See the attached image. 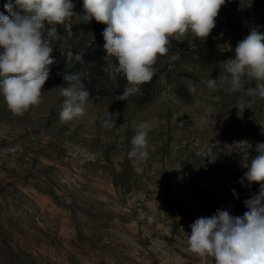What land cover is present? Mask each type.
<instances>
[{"label":"rangeland","instance_id":"374dc122","mask_svg":"<svg viewBox=\"0 0 264 264\" xmlns=\"http://www.w3.org/2000/svg\"><path fill=\"white\" fill-rule=\"evenodd\" d=\"M5 3L0 13L7 15ZM73 3L77 15L57 25L63 46H54L59 62L50 66L42 103L17 116L0 95V264H214L187 250L190 225L218 209L243 216L259 184L240 183L247 171L240 150L251 159L264 143V99L244 96L238 118L242 94L224 90L230 75L217 62L234 58L251 28L264 33V0H226L211 34L173 40L153 78L126 101L118 100L126 78L104 50L98 86L90 76L84 82L85 115L62 122L57 87L77 65L73 54L85 59L105 44L106 25L82 23L83 0ZM210 78L215 91L204 83ZM108 112L118 114L111 129ZM142 122L150 126L149 157L139 162L128 153ZM208 149L214 163L204 157Z\"/></svg>","mask_w":264,"mask_h":264},{"label":"clouds","instance_id":"9594fccd","mask_svg":"<svg viewBox=\"0 0 264 264\" xmlns=\"http://www.w3.org/2000/svg\"><path fill=\"white\" fill-rule=\"evenodd\" d=\"M226 0H83L82 23L93 19L106 25L102 32L104 49L115 57L117 73L127 81L118 100L126 101L140 92L149 82L154 65L160 56L169 52L173 40L183 41L189 33L204 41L216 27V18ZM7 15L0 13V95L8 109L17 116L42 103V89L50 77V66L59 61L53 56L55 45L64 37L57 31L77 14L73 0H7ZM234 58L218 61L220 69L230 75L229 93H241L235 108L238 118L247 108L244 96L264 99V33L253 27L234 49ZM85 52L75 53V64H84ZM175 60L177 57L173 56ZM67 86H58L64 97L59 113L62 122L82 118L89 92L82 83V73L64 72ZM228 79V77H224ZM246 81H255L245 88ZM207 88L217 90V79L204 81ZM190 87V92H195ZM118 114L106 113L105 125L114 128ZM150 126L138 125L131 139L129 159L144 162L149 157ZM239 165L247 169L240 183L259 184L258 194L244 201L247 211L234 216L226 209H218L210 217H199L191 225L187 250L199 257H211L214 264H264V143H257L255 157L240 150ZM209 163L217 154L211 149L204 153ZM203 157V158H204ZM233 195L236 196L235 190Z\"/></svg>","mask_w":264,"mask_h":264},{"label":"trees","instance_id":"16d2710c","mask_svg":"<svg viewBox=\"0 0 264 264\" xmlns=\"http://www.w3.org/2000/svg\"><path fill=\"white\" fill-rule=\"evenodd\" d=\"M104 47H97L95 49V51L89 53L86 58L84 59V64L80 65L77 64L76 66H74L73 68H71L70 70L66 71V72H80L82 73V83L86 82V79L88 78V76H90L91 78V86L95 87L98 86V82L96 77H95V72L98 69V66L101 65V61L102 58L101 54L104 52ZM94 56H96V58L98 61L96 63H92V61L94 62ZM91 88V87H90ZM86 89L88 90V87H86ZM122 90V89H121Z\"/></svg>","mask_w":264,"mask_h":264}]
</instances>
